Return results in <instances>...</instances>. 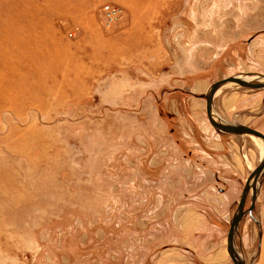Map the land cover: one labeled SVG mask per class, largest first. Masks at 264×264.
<instances>
[{"label":"rangeland","instance_id":"1","mask_svg":"<svg viewBox=\"0 0 264 264\" xmlns=\"http://www.w3.org/2000/svg\"><path fill=\"white\" fill-rule=\"evenodd\" d=\"M246 74H264V0H0V264H233L263 152L216 132L201 96ZM214 105L264 131V90ZM263 215L264 182L248 264Z\"/></svg>","mask_w":264,"mask_h":264},{"label":"water","instance_id":"2","mask_svg":"<svg viewBox=\"0 0 264 264\" xmlns=\"http://www.w3.org/2000/svg\"><path fill=\"white\" fill-rule=\"evenodd\" d=\"M242 88L247 90H264V74H246L236 75L220 80L210 86L207 93L201 96L206 101V112L208 121L213 129L222 135L240 137L242 139L250 138L255 142L261 143L262 154L257 166L248 176L240 199L237 204V210L230 221V228L227 235V253L233 264H248L238 249L237 238L240 236L239 227L246 215L252 216L256 203L259 198L261 185L264 182V134L247 125L229 121L221 118L216 112L214 100L217 94L227 88ZM250 199V207L246 210L247 201ZM256 225L261 228L260 223L254 220ZM261 237V231H260Z\"/></svg>","mask_w":264,"mask_h":264},{"label":"built area","instance_id":"3","mask_svg":"<svg viewBox=\"0 0 264 264\" xmlns=\"http://www.w3.org/2000/svg\"><path fill=\"white\" fill-rule=\"evenodd\" d=\"M121 16V9L115 6L107 4L103 8V17L105 21L110 25H116Z\"/></svg>","mask_w":264,"mask_h":264},{"label":"crops","instance_id":"4","mask_svg":"<svg viewBox=\"0 0 264 264\" xmlns=\"http://www.w3.org/2000/svg\"><path fill=\"white\" fill-rule=\"evenodd\" d=\"M263 115L254 116L253 119H261ZM244 123V122H243ZM264 133L263 130H260ZM263 235L260 241V259L264 260V215L262 216ZM227 251V250H226ZM228 254V253H227Z\"/></svg>","mask_w":264,"mask_h":264},{"label":"bare ground","instance_id":"5","mask_svg":"<svg viewBox=\"0 0 264 264\" xmlns=\"http://www.w3.org/2000/svg\"><path fill=\"white\" fill-rule=\"evenodd\" d=\"M260 145H261V143L260 142H258ZM262 146V145H261ZM247 180V179H246ZM243 191V190H242ZM242 193V192H241Z\"/></svg>","mask_w":264,"mask_h":264},{"label":"flooded vegetation","instance_id":"6","mask_svg":"<svg viewBox=\"0 0 264 264\" xmlns=\"http://www.w3.org/2000/svg\"><path fill=\"white\" fill-rule=\"evenodd\" d=\"M206 102V101H205ZM207 113V112H206Z\"/></svg>","mask_w":264,"mask_h":264}]
</instances>
